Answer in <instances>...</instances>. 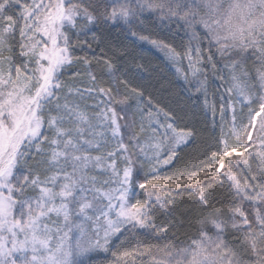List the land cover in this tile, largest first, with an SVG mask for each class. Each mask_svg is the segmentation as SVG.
<instances>
[{"label":"snow or ice","instance_id":"obj_1","mask_svg":"<svg viewBox=\"0 0 264 264\" xmlns=\"http://www.w3.org/2000/svg\"><path fill=\"white\" fill-rule=\"evenodd\" d=\"M151 17L195 39L179 51L149 42L220 113L215 148L192 167L178 162L194 129L143 101L104 49L75 54L92 48L80 39L89 25L136 37ZM217 188L227 196L214 197ZM182 193L190 199L176 217ZM161 216L171 219L158 225ZM185 217L196 231L181 240L173 228ZM141 232L168 242L119 253L132 264H264V0H0V264H85L113 237L123 247Z\"/></svg>","mask_w":264,"mask_h":264},{"label":"trees","instance_id":"obj_2","mask_svg":"<svg viewBox=\"0 0 264 264\" xmlns=\"http://www.w3.org/2000/svg\"><path fill=\"white\" fill-rule=\"evenodd\" d=\"M148 16V13H144ZM92 31L87 32V37L81 35L80 39L83 40L87 38L92 44L91 49L85 48L81 51L79 47L76 48L77 56H84L87 54L91 59L93 53L96 55H101V49L112 57L116 67L120 70L116 74L119 76L121 72L125 74L132 87L138 88L143 93V101L152 100V103L156 107L163 109L164 112H169L170 114H175L176 123L180 127H187L188 129L195 130V136L192 142L183 148L180 152L181 161L178 162V167L183 168L185 164L188 167H192L197 159H203L202 153L207 152L209 149L215 148L214 140L220 134V113L217 110L215 118L211 108L205 109L203 100V95H200L199 99H196L194 95V85L190 86L184 81L181 74L176 71L177 67L181 65H174L170 62L166 56L165 52L161 49L154 47L150 40L162 41L168 44L178 51L187 45L191 34L185 35L183 30L176 29L175 25L169 27L166 24H161L156 17H151L143 25L137 24V36L133 37L131 33L127 30V26L111 27L110 25L95 26L89 25ZM87 31V30H85ZM93 33L97 37V40H93ZM148 37V40H142L139 37ZM76 36L73 35V41L75 42ZM193 45H195V39L192 38ZM99 44V46H97ZM183 61L182 71L187 69L185 67V62ZM93 70L99 75L100 68L95 64L93 60ZM76 71V67L68 68L63 76L64 80H70L72 78V73ZM83 79V78H82ZM104 81H108L109 77L105 75L103 77ZM218 81H212L210 84L208 98L209 105L216 102V107L219 109V95L213 98V93L217 91L216 84ZM86 85V81H85ZM81 85V86H85ZM192 87V91L189 88ZM88 104L92 103V100L86 101ZM137 101L132 99L129 101V107L127 109L129 116L135 111ZM237 112H239V105H237ZM215 119V125L213 120ZM174 169H168L167 172L161 171L160 175L171 174ZM145 172L141 171L137 177V183L141 182L145 177ZM153 178V177H149ZM139 195L141 199L144 197V192L138 187L134 188L133 197ZM217 199H222L227 196V190L224 188H217L212 194ZM189 196L187 193H182L180 196L176 197L177 208L175 209L174 216L179 217L183 212L184 208L187 207V202L189 201ZM171 219V217L161 216L156 223L158 225L163 224L166 220ZM175 231L181 240L185 238V235H194L196 227H189L187 218L185 217V222L183 227H174ZM171 236V232L169 233ZM125 237L121 239H114L113 243L109 246L110 250L105 252L102 251L96 256H92L85 260V264H132V258H123L119 256V253L124 251H132L135 247H145L149 244L156 246H163L168 241L162 239L157 241L152 238L150 234L141 232L140 235L134 236L133 234H128L126 243L121 247L122 241ZM143 241V244H140ZM156 247H153V253L156 252ZM113 251L118 253V256L114 257L112 255ZM150 257H138L135 264H149Z\"/></svg>","mask_w":264,"mask_h":264},{"label":"rangeland","instance_id":"obj_3","mask_svg":"<svg viewBox=\"0 0 264 264\" xmlns=\"http://www.w3.org/2000/svg\"><path fill=\"white\" fill-rule=\"evenodd\" d=\"M185 64H186L185 67L187 68L188 67L187 61L185 62ZM161 119H163V116H161ZM228 120L231 121V111H229V113H228ZM114 239H116V238L113 237V239L109 242L108 247L113 243ZM102 251H104L102 248L101 249H97V250H95L93 252L88 253L83 259L87 260L88 258H91L92 256L93 257L96 256L98 253H100Z\"/></svg>","mask_w":264,"mask_h":264}]
</instances>
